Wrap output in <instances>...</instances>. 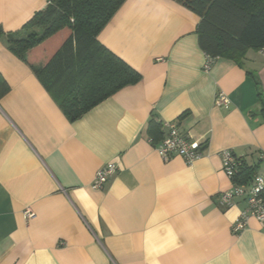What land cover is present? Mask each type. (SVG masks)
<instances>
[{"label":"crops","instance_id":"crops-1","mask_svg":"<svg viewBox=\"0 0 264 264\" xmlns=\"http://www.w3.org/2000/svg\"><path fill=\"white\" fill-rule=\"evenodd\" d=\"M48 3L0 0L9 86L0 98V264H264V223L250 218L234 233L247 204L219 198L234 185L222 151L264 175L262 51L218 58L205 71L196 14L174 0H127L98 39L142 80L71 122L7 43ZM221 93L230 104L216 105ZM152 120L163 136L175 122L206 144L203 157L163 159ZM110 163L117 174L94 189Z\"/></svg>","mask_w":264,"mask_h":264},{"label":"trees","instance_id":"trees-1","mask_svg":"<svg viewBox=\"0 0 264 264\" xmlns=\"http://www.w3.org/2000/svg\"><path fill=\"white\" fill-rule=\"evenodd\" d=\"M45 10L19 32L7 34L9 50L31 66L71 122L116 94L141 82V74L98 39L127 0H48ZM200 18L201 49L214 60H241L264 49V0H174ZM46 55L44 66L34 62ZM9 86L0 76V98ZM155 142L164 136L154 120ZM256 168L243 160L233 182L247 184Z\"/></svg>","mask_w":264,"mask_h":264},{"label":"built area","instance_id":"built-area-1","mask_svg":"<svg viewBox=\"0 0 264 264\" xmlns=\"http://www.w3.org/2000/svg\"><path fill=\"white\" fill-rule=\"evenodd\" d=\"M261 51L264 54V49H261ZM213 63L214 59L207 55L205 71H210ZM228 104H230V100L225 94L217 95V106L222 107ZM163 127L166 132L160 144L155 147L163 159L169 160L173 156H180L188 165H191L203 157V148L206 144L192 141L175 122L165 123ZM261 156L264 158V154H261ZM221 159L224 172L233 181L243 166V159L230 150L222 151ZM117 172L118 167L116 164L106 165L96 174L92 187L97 190L103 189ZM219 198L221 205L225 207H232L239 198L244 199L247 204V208L234 223V233L239 234L244 231L250 218H255L264 223V176L257 171L247 184L234 183L230 189L222 192ZM33 216L34 214L31 211L25 212L27 219L33 218Z\"/></svg>","mask_w":264,"mask_h":264},{"label":"rangeland","instance_id":"rangeland-1","mask_svg":"<svg viewBox=\"0 0 264 264\" xmlns=\"http://www.w3.org/2000/svg\"><path fill=\"white\" fill-rule=\"evenodd\" d=\"M261 175H263V174H261ZM264 176V175H263Z\"/></svg>","mask_w":264,"mask_h":264}]
</instances>
